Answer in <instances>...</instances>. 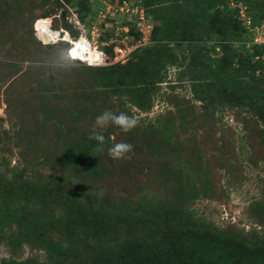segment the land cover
Segmentation results:
<instances>
[{"label":"rangeland","instance_id":"374dc122","mask_svg":"<svg viewBox=\"0 0 264 264\" xmlns=\"http://www.w3.org/2000/svg\"><path fill=\"white\" fill-rule=\"evenodd\" d=\"M250 1L264 11V0ZM94 3L0 0V264H112L136 250L145 252L162 237L122 244L132 235L127 231L121 237L115 212L143 205L178 226L163 230V222L156 221L153 232L205 243L220 254L246 253L254 264H264V94L258 91L264 90V67L242 66L246 53L236 50L227 68L217 72L215 58L222 52L212 50L216 34L198 32L203 37L191 40L187 31L200 0H158L163 17L183 25V38L169 39L178 59L166 63L160 81L137 97L107 86L102 72L87 63H49L65 44L41 41L36 21L49 17L58 28L63 14L72 24L75 15L86 14L87 22ZM147 23L152 30L160 20ZM113 28L109 18L103 25L107 43H99L112 52L105 65L132 68L136 56L119 57L118 46L146 44L145 32L136 27L141 37L126 38ZM240 77L244 90L235 83ZM105 110L126 112L138 126L127 133L111 125L100 130L105 143H95L96 171L83 158L71 167L65 154L76 143H93V122ZM118 142L130 143L133 151L112 159L108 148ZM96 212L104 215L97 218ZM130 223L134 233L147 225ZM51 240L72 257L60 261L49 253L43 244Z\"/></svg>","mask_w":264,"mask_h":264},{"label":"trees","instance_id":"16d2710c","mask_svg":"<svg viewBox=\"0 0 264 264\" xmlns=\"http://www.w3.org/2000/svg\"><path fill=\"white\" fill-rule=\"evenodd\" d=\"M94 1H96V3L93 4V8H90L87 12V15L89 16V20L87 22L85 20L86 14L84 16L75 15V18L84 22L85 26L87 25L89 28L91 27L92 20H94L98 15L100 5H102L101 1ZM124 1L125 0H117V3L122 4ZM135 1L137 5L144 8L145 14L148 18L153 20V22L160 20V24L156 28L153 26V29L149 33L148 43L140 44L131 52L132 55L136 56L134 66L131 68L126 65H115L116 63L105 66H86L88 69H94L102 72L101 79L107 86L126 89L125 91L127 93L137 97L141 95L142 92L146 91L149 85L160 81V75L166 63H171L178 59L177 52L172 48L175 46L170 44L169 39L173 36H177V38L182 39L183 25L179 24V21L176 19L173 22H168L167 19L163 17L162 12L159 8H157L159 7L158 0ZM192 1L196 0H186V4H190ZM246 2V5L241 6L240 4H235L231 0H200V10L198 12L196 11L190 13V18L192 20L191 25L187 27V31L192 37L191 40H195L197 36L203 37V34L208 36V33L210 32L216 34L215 38L217 42L211 47L215 53H219V51L222 52L221 56L215 58L218 61L215 64L217 72L218 70L221 71L227 68H224V65L228 60H230L231 55L232 57H235L236 50L244 51L246 53L245 60L250 62L246 63V61L242 59L240 61L242 66H249V68H252L254 71L260 70L264 67V43H255L253 41L254 33L252 30L264 23V11L259 10L252 1L246 0ZM242 8H244L246 17L250 18V25L247 24L246 17H243L241 13L243 10ZM61 22L62 25L58 26V28L62 27L66 29L73 38L79 37L81 32L78 30V26L74 23V21L72 24L62 16ZM125 24L130 26V36L135 35L137 39L141 37L142 33L135 31L136 24L134 21H127ZM33 26L35 31V25ZM198 32H202L203 34L200 35ZM105 39H108V36H104L102 33L100 40L107 41ZM38 42L42 47L45 46L41 44L39 40ZM58 43L65 44V46L62 49L59 47L56 48L54 45L45 46L50 50H54L53 48H56L57 50V55L55 58L48 60L50 61L49 63H58V65L77 64L67 58L66 52L69 43L66 41H59ZM178 45L182 46V43ZM190 45L191 43L188 44L187 47L190 48ZM103 47L104 49H107V53L112 54L111 50H109V46ZM110 48H112V46H110ZM220 59L221 61H219ZM209 65L213 64L210 63ZM209 68H211V66ZM228 76H234V74H230ZM244 82L243 78L240 77L236 79L235 83L238 87L244 90ZM248 87L249 85H246V89H248ZM258 91L264 94V90L262 88ZM92 141L94 144L89 143L88 146L81 145L80 143L74 144L70 148L69 152L64 156L66 163L69 162L71 167H74V165H76L77 162L83 158L88 167L92 171H96L97 168L94 164L99 158V155L95 146L97 141L93 139ZM0 187L2 188L1 182ZM81 201L82 200H79L77 202ZM143 206H121L115 210L118 216V221H120V225H122L121 237H123L124 233L127 231L130 235H135V238H132V236L130 237L131 239L125 238L121 241V243L125 244L129 242L152 240L150 238L154 237H162V241L151 245V247L145 252L136 250L132 254H127L125 256V260L118 259L112 264H177V262H181L182 264H254L255 260H252L246 253L240 255L233 252H229L228 255L220 254V250L211 248L210 245L205 243L198 245L197 243H192L193 241L191 239L181 240L174 237L171 238L167 231L165 234H162L161 230L153 232L154 230L151 229L150 225L156 221L163 222V230H167L170 227L177 228L178 226H176L172 221L169 223V219L167 218H160L159 212L151 214V212H153L151 211L148 213ZM92 209L94 210L93 207ZM11 214H13V212H9L10 217L12 216ZM95 215L97 216V212ZM101 215L103 216L104 212L100 213L97 218H100ZM13 216H15V214H13ZM131 219L135 220L136 224L140 223L139 225H143L146 223L147 225L140 227L141 229L137 233L131 232ZM0 228H4L3 222L1 223ZM183 230L186 231L187 228L184 227ZM165 240H170L171 244L169 242L170 245L168 246L162 245L161 242ZM43 245L49 253L56 256V258L60 261L63 258H70L73 255L72 253L70 254L67 252V250L58 241L56 242L51 240ZM98 261V264H103L100 260ZM5 264L19 263L9 261L5 262Z\"/></svg>","mask_w":264,"mask_h":264},{"label":"built area","instance_id":"2783aa9c","mask_svg":"<svg viewBox=\"0 0 264 264\" xmlns=\"http://www.w3.org/2000/svg\"><path fill=\"white\" fill-rule=\"evenodd\" d=\"M108 5L107 7L100 6L97 17L91 22L89 33L86 30V26H83V23H81L78 18H75L74 23L79 27V29L83 30L81 31L79 37L73 38L66 29L63 38L60 37V32L56 33V36L51 35V37L54 36L51 42L66 41L69 43L66 52L68 60L72 62H83L93 66H102L107 63V59L109 57L108 53L103 48H101L99 43H107L105 41H101L100 36L103 33V25L106 24L109 18L113 20V29H115V34H122L125 35L126 38H129L130 26L125 23H127V21H134L136 27L139 28V30L141 29L143 32H145L143 41L145 43L149 42V36H147L146 30H149L150 32L152 26L150 23H147L149 18L146 16L143 7L137 5L135 0H125L122 4L117 3L115 6L111 4ZM241 13L243 17H246L244 9L241 11ZM46 19L47 18L39 19L34 24L36 33L39 35L40 40L44 42H46L44 36L49 35V33L46 32V28L48 26L50 28L54 26L52 19L49 22H47ZM246 22L250 25V18L246 17ZM60 29L61 28L55 27L54 30ZM252 30L254 33L253 41L255 43H264V23L253 28ZM42 34L44 36H42ZM90 34L91 37H89ZM140 44H143V42ZM140 44H132L127 47L118 46V52L120 53L119 57L126 58L127 55L130 54ZM89 49L93 51L91 52L92 54L88 51Z\"/></svg>","mask_w":264,"mask_h":264},{"label":"clouds","instance_id":"9594fccd","mask_svg":"<svg viewBox=\"0 0 264 264\" xmlns=\"http://www.w3.org/2000/svg\"><path fill=\"white\" fill-rule=\"evenodd\" d=\"M110 125L127 133L138 126V120L134 116L128 115L126 112H120L117 114L111 110H105L95 117L89 138L97 141L98 145H104L105 137L100 130L105 129ZM100 150L102 151L103 149L101 148ZM132 151L133 146L130 143L118 142L112 144V146L108 148V155L112 159H123Z\"/></svg>","mask_w":264,"mask_h":264},{"label":"bare ground","instance_id":"6f19581e","mask_svg":"<svg viewBox=\"0 0 264 264\" xmlns=\"http://www.w3.org/2000/svg\"><path fill=\"white\" fill-rule=\"evenodd\" d=\"M49 27V26H48ZM46 28V32H48L49 33V35H47V36H44L43 34H42V36H44V39H45V41L46 42H48V40H53V37L54 36H56V33H59L60 31H62V32H64L65 31V29L64 28H62L61 27V29L60 30H53V29H51V28ZM51 35H54V36H52L51 37ZM52 42H54V41H52ZM87 48V47H86ZM88 49V48H87ZM90 53L91 52H93L92 50H88ZM92 54V53H91Z\"/></svg>","mask_w":264,"mask_h":264},{"label":"water","instance_id":"95a60500","mask_svg":"<svg viewBox=\"0 0 264 264\" xmlns=\"http://www.w3.org/2000/svg\"><path fill=\"white\" fill-rule=\"evenodd\" d=\"M63 16H65V14H63ZM51 29H55V27L54 26H52V28ZM64 35H65V31L64 32H62V31H60V37L61 38H63L64 37Z\"/></svg>","mask_w":264,"mask_h":264}]
</instances>
